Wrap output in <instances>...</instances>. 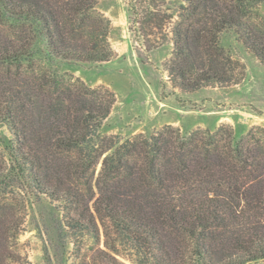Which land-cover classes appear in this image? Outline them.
Returning <instances> with one entry per match:
<instances>
[{"label":"trees","instance_id":"obj_1","mask_svg":"<svg viewBox=\"0 0 264 264\" xmlns=\"http://www.w3.org/2000/svg\"><path fill=\"white\" fill-rule=\"evenodd\" d=\"M97 3L0 0V122L12 135L15 162L10 167L0 152L1 208L11 216L18 200L24 210L25 199L12 187L26 177L37 194L63 204L70 229L97 242L103 235L112 252L118 237L146 264L264 261V128L241 137L226 127L184 134L172 126L125 141L101 136L114 94L36 68L38 37L56 58L106 63L114 57L112 24ZM263 3L183 0L168 32L152 0H129V7L132 18L161 19V28L144 29L149 51L171 35L166 70L177 86L195 91L233 81L220 45L227 29H236L264 62V30L249 22ZM20 217L8 232L18 233Z\"/></svg>","mask_w":264,"mask_h":264},{"label":"rangeland","instance_id":"obj_2","mask_svg":"<svg viewBox=\"0 0 264 264\" xmlns=\"http://www.w3.org/2000/svg\"><path fill=\"white\" fill-rule=\"evenodd\" d=\"M181 4L183 0H152V7L162 11L167 19L162 26L164 31H169ZM96 9L112 24L109 40L115 54L109 62L56 58L41 37L32 47V56L42 72L73 77L95 90L114 94L116 101L99 132L101 136L125 141L172 126L184 134L226 127L241 137L258 127L264 128V62L247 49L236 29H227L220 36L223 54L231 60L233 81L186 91L176 85L166 70L173 57L172 36L149 51L144 29L150 33V29L159 28L161 19L150 23L143 15L132 18L129 0H98ZM257 13L249 22L264 30V3ZM170 16L174 19L169 20ZM156 33L160 36V29ZM11 141L9 129L0 122V152L14 167ZM15 180L12 189L23 196L25 208L19 212L18 200L13 201L16 209L10 216L1 208L4 199L0 197V264H146L131 242L115 237L117 252H112V244L108 250L103 235L97 242L84 232L70 229L64 221L61 202L37 194L26 177ZM21 215L18 233L8 232L15 221H21ZM103 252L118 263L105 258Z\"/></svg>","mask_w":264,"mask_h":264}]
</instances>
